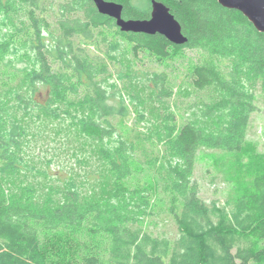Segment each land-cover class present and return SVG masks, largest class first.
I'll use <instances>...</instances> for the list:
<instances>
[{"label":"trees","instance_id":"trees-1","mask_svg":"<svg viewBox=\"0 0 264 264\" xmlns=\"http://www.w3.org/2000/svg\"><path fill=\"white\" fill-rule=\"evenodd\" d=\"M159 1L183 45L92 0H0V264H264V153L246 137L264 34L218 0ZM185 48L201 52L185 85L144 67ZM200 148L222 202L200 196ZM162 214L172 234L148 229Z\"/></svg>","mask_w":264,"mask_h":264},{"label":"rangeland","instance_id":"rangeland-1","mask_svg":"<svg viewBox=\"0 0 264 264\" xmlns=\"http://www.w3.org/2000/svg\"><path fill=\"white\" fill-rule=\"evenodd\" d=\"M200 58V50L185 48L175 54L174 57L167 59L166 62L145 59L144 67L165 70L176 86L185 85L192 65ZM256 106L257 109L250 117L246 137L253 142L258 151L264 153V93L260 88L256 91ZM178 120L181 123L183 119L178 117ZM211 152H216V150L199 149L193 178L199 185L200 196L203 199H218L222 202L229 192L230 184L212 164L208 156ZM148 229L155 234H172L175 231V226L167 216L162 214L158 218H154L148 225Z\"/></svg>","mask_w":264,"mask_h":264},{"label":"water","instance_id":"water-1","mask_svg":"<svg viewBox=\"0 0 264 264\" xmlns=\"http://www.w3.org/2000/svg\"><path fill=\"white\" fill-rule=\"evenodd\" d=\"M99 13L115 19V24L124 32L159 33L175 45H183L187 37L179 21L168 6L159 0H150V16L144 19L124 18L123 5L110 0H92ZM227 8L240 11L255 29L264 34V0H218Z\"/></svg>","mask_w":264,"mask_h":264}]
</instances>
